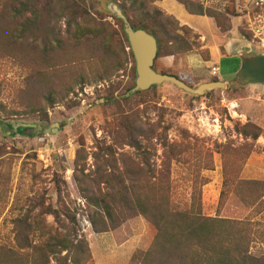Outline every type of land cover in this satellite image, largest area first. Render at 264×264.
Listing matches in <instances>:
<instances>
[{"label":"rangeland","instance_id":"1","mask_svg":"<svg viewBox=\"0 0 264 264\" xmlns=\"http://www.w3.org/2000/svg\"><path fill=\"white\" fill-rule=\"evenodd\" d=\"M115 1L121 3L123 0ZM191 1L218 14L229 6L241 16L233 19L227 35L206 19L203 29L207 34L201 35L195 27H184L187 22L183 20L178 0H157V7L175 18L172 25L175 34L188 38L193 49L179 56L164 54L157 60L155 68L159 73L184 78L193 88L215 78L230 83L240 68V60L234 52L237 45L248 41L257 52L264 53V0ZM78 2L82 4L83 11L88 12L90 21L108 23L121 31L118 23L105 12L106 0ZM228 26L229 21L223 28ZM60 27L65 28V20L60 22ZM240 30L252 39L247 40ZM30 42L34 47L26 51L29 66L18 57L17 54L23 52L21 50L0 56V247H14L16 223L25 217H29L28 222L33 225L40 215L42 225L48 229L58 228L54 215L41 213L52 202L56 203L59 179V186L63 189L59 207L65 205L72 214L77 213L75 228L78 237L88 242L91 252L89 264H138L135 257L140 246L153 237L149 225L143 220L135 221L124 225L119 233L96 234L87 218V202L80 193V180L94 175L96 170L95 154H102L109 148L115 152L120 171L125 168V160L130 159L149 177L170 174L172 200L180 208L191 205L196 187L201 191L205 216L251 217L258 223L257 228L264 229V205L257 204L259 207H256L251 203L257 200L252 199L248 201V207H236L233 189H227L224 205L218 209L226 175L243 180L264 176V86L231 87L195 97L165 83L157 86L156 90L135 94L125 100L134 82V63L130 59L110 79L85 85H79L73 76L65 79L62 86L64 89L73 86L72 91L64 102L47 108L46 121L41 120L39 112L26 115L21 104L37 68L36 54L40 50L37 37L30 38ZM212 49L217 51L218 57L209 61L206 58ZM216 64L219 66L218 76L212 74ZM108 94L113 95L117 102L107 99ZM65 120L69 123L54 136H29L27 132L17 133L12 128L19 123L53 124ZM126 122L133 125L141 122L154 132L148 139L137 137L134 140L141 144V152L129 144L130 139L124 129ZM248 123L261 129V136L255 143L238 133L237 129ZM164 145H176L178 150L175 156L170 155V151L167 153L172 159L169 161L170 171L163 163ZM249 148L252 149L250 154ZM247 153L249 156L243 161ZM85 156L86 161L83 159ZM228 160H231L229 168ZM83 162L86 169L84 175H80L75 167L80 170ZM111 169L108 166L109 173ZM69 222L67 220V224ZM31 238L36 239L33 235ZM257 241L252 251L261 254L264 244Z\"/></svg>","mask_w":264,"mask_h":264},{"label":"trees","instance_id":"2","mask_svg":"<svg viewBox=\"0 0 264 264\" xmlns=\"http://www.w3.org/2000/svg\"><path fill=\"white\" fill-rule=\"evenodd\" d=\"M111 2L122 9L134 30H145L157 39L156 72V62L164 54L179 56L193 49L188 38L175 34L176 30L172 29L175 18L159 9L157 0H123L121 3L106 0V6ZM178 3L183 10V20L187 22L184 27H195L201 35L207 34L203 29L206 19H210L216 28L223 30L222 34L227 35L233 19L241 16L229 6L218 14L191 0H178ZM105 12L118 23L120 32L108 23L90 21L88 12L83 11L78 0H0V56L21 50L22 53L16 54L29 66L26 51L34 47L30 38L37 37L40 42L35 62L37 68L25 97L21 98L26 115L39 112L41 120L48 121L47 108L64 102L72 91L73 86L67 89L62 86L65 79L73 76L79 85L100 82L117 74L132 59L134 82L125 100L130 98L128 93L135 87L137 77L135 58L123 22L107 9ZM64 20L63 29L60 22ZM228 21L229 26L224 29ZM240 32L247 40L252 39L245 31ZM209 54L206 58L209 61L218 57L215 49ZM160 74L174 76L192 87L180 76ZM215 81L218 79L212 80ZM156 89L157 86L150 90ZM145 93L137 92L136 95ZM106 98L117 102L113 95L108 94ZM124 125L129 144L141 152V144L134 140L137 137L148 139L154 132L141 122L134 125L126 122ZM237 130L245 139H252L253 143L261 136V129L254 124L248 123ZM164 148V167L167 166L170 171L169 161L172 159L167 153L170 151V155L175 156L178 150L176 145H164ZM251 150L249 148V154ZM248 153L243 161L248 158ZM83 159L86 161V156ZM125 163V168L120 171L115 152L109 148L102 154H95L94 175L84 176L80 180V193L87 202V218L94 233H119L118 230L124 225L143 220L152 229L153 237L140 246L135 257L138 264H264V252L255 254L252 251L257 240L264 244V229L257 228L258 223L251 217L228 219L219 215L205 216L200 200L201 191L196 187L191 205L180 208L172 200L170 174L149 177L135 161L126 159ZM108 166L112 167L110 173ZM230 166L231 160H228L227 167ZM85 169L84 162L80 170L78 166L75 167L80 175H84ZM60 182L58 179L56 203L52 202L41 213L54 215L58 228L48 229L42 225L40 215L33 225L28 222L29 217L18 220L14 247H0V264L90 263L88 242L78 237L75 228L77 213L72 214L68 206L59 207L63 193ZM227 189L234 190L233 204L236 207L240 205V208H246L252 199L257 200L255 203L251 201L256 207L264 205V176L243 180L226 175L219 210L227 198ZM31 235L36 239H32Z\"/></svg>","mask_w":264,"mask_h":264},{"label":"water","instance_id":"3","mask_svg":"<svg viewBox=\"0 0 264 264\" xmlns=\"http://www.w3.org/2000/svg\"><path fill=\"white\" fill-rule=\"evenodd\" d=\"M107 9L123 22L124 32L136 62L135 87L128 93V96H133L137 92L149 91L152 87L161 86L165 83L173 84L184 93L195 97H202L215 90L231 87L241 89L248 86H264V53L257 52L248 41L237 45L234 49L235 55L240 60V68L236 78L230 83L215 81L203 83L199 87L193 88L174 76L160 74L154 70L158 55L157 39L145 30H134L122 9L116 3H109ZM68 123L69 120L53 124L48 122L37 124L19 123L12 125V128L17 133L26 130L29 136H54Z\"/></svg>","mask_w":264,"mask_h":264},{"label":"built area","instance_id":"4","mask_svg":"<svg viewBox=\"0 0 264 264\" xmlns=\"http://www.w3.org/2000/svg\"><path fill=\"white\" fill-rule=\"evenodd\" d=\"M218 72H219V68L218 67H213L212 74L215 75V76H218L217 75Z\"/></svg>","mask_w":264,"mask_h":264},{"label":"crops","instance_id":"5","mask_svg":"<svg viewBox=\"0 0 264 264\" xmlns=\"http://www.w3.org/2000/svg\"><path fill=\"white\" fill-rule=\"evenodd\" d=\"M221 58H223V57H221ZM221 58H219V60L221 61ZM214 67H218L219 68V66H217V64L216 65H214Z\"/></svg>","mask_w":264,"mask_h":264},{"label":"flooded vegetation","instance_id":"6","mask_svg":"<svg viewBox=\"0 0 264 264\" xmlns=\"http://www.w3.org/2000/svg\"><path fill=\"white\" fill-rule=\"evenodd\" d=\"M24 132H26V130Z\"/></svg>","mask_w":264,"mask_h":264}]
</instances>
